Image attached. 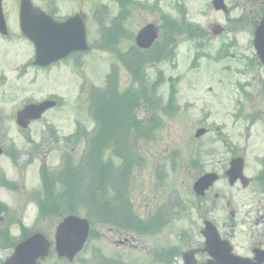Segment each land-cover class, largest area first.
I'll return each instance as SVG.
<instances>
[{"label":"rangeland","instance_id":"1","mask_svg":"<svg viewBox=\"0 0 264 264\" xmlns=\"http://www.w3.org/2000/svg\"><path fill=\"white\" fill-rule=\"evenodd\" d=\"M2 1L6 20L11 29V39H13L5 43V47L10 46L11 52L5 47L0 48V60L6 52L8 78L6 85L0 89V93L5 94V103L0 95V106H4L2 112L10 116L21 101L23 102L28 97L38 99L54 95L62 100V105L45 113L44 118L55 128L57 142L46 138L47 126L43 122H34L27 129L20 130L14 122L5 120L7 121L4 127L5 141L1 138V143L6 150L10 142L14 141L19 153L18 162L21 166L13 168L6 153L0 157V173H4L2 171L11 172V175L20 181L19 189L14 192L0 190V200L6 202L11 210L3 217L2 222L10 223L11 234H15L16 237L19 233L16 221L20 219L30 229H41L53 246L57 220L50 216L40 224L37 223V209L28 194L41 192L39 168L45 163L52 171V180L56 182L52 184L53 201L58 204L64 201L65 196L61 193L63 172L59 170L63 151L70 154L71 166L75 167V161L81 155L86 142L85 138H81L84 133H81V139H77L78 142L77 140L62 142L61 137L71 136L76 129L77 121L89 133L95 129L88 108L87 89L90 86L104 88L106 83L111 84L112 82H107V80L114 65L116 78L112 81L118 84L117 88L124 91L132 87L131 75L116 57V53L108 47H101L103 44L102 30L104 27L112 28L111 21L118 14L119 6L116 0H31L34 6L45 11H54L56 16H68L75 12L83 14L87 28V40L91 47L80 58H70L52 66L45 72L37 71L32 67L25 68L22 75L18 77L19 73H16L20 70L21 62L26 55H29L31 47L20 35L17 25L19 0ZM134 1L138 4H129V9L121 21V26L128 36L133 37L147 23L158 25L162 13L178 18L181 7L176 9L177 4L184 8L189 22L202 27V31L194 35L195 38L190 37L187 32L178 30V33L174 35L177 41L174 60L144 65V82L152 83L157 79V74L161 72L162 83L156 92L149 91L150 102L138 111L141 119L148 120L153 114L152 120H157V127L148 134L147 138L143 137V140L133 142L134 159L131 160L128 155H117L111 147L105 151L103 157L109 167L110 176L117 175L119 169L124 166L130 170V176L127 179V193L134 212L146 218L158 210L163 213L164 226L155 234L129 233L131 245L117 247L115 245L119 238L116 233L117 229L110 225L94 224L92 228L94 235L88 243L90 251L84 250L80 256L88 258L91 250L99 249L104 258L119 257L122 261L131 264H157L151 260L153 252L167 248L169 245H178L184 249L187 242L192 240L190 238L192 230L201 224L197 216L190 211L189 203L193 198L191 188L197 174L209 170V166L207 164L204 169H194L191 167V158L199 149H206L209 139L215 136L217 131L220 132L229 126L233 99L238 97L234 82L249 80L252 82L251 86H255L257 68L253 62H249L247 75L241 73L246 66V60L241 56L252 58L249 43L253 37L254 27L245 25L240 29L230 28L229 35L212 37L208 25L213 21L225 24L224 21H227V18L222 17V13H216L213 10L211 0ZM253 1L238 0L236 10L230 16L238 15L243 7L246 10L254 8L255 2ZM225 2L231 4L234 0H225ZM99 9H103L101 15L97 13ZM233 35L236 37L235 43L237 44L234 47L229 46ZM195 39L201 42L203 52L196 66L192 68L191 62L197 48L194 47ZM223 42L228 51L225 55L216 56ZM133 43L130 38H122L118 49L125 52ZM215 58H220V60H215ZM21 77L22 79H19ZM172 83L175 85L174 102L170 101L167 105ZM170 105L174 106L173 110H170ZM198 127L208 128L210 132L196 140L194 132ZM27 138H31L35 144L31 151H28L30 144L26 141ZM215 146L220 152L210 163L218 166L220 164L216 165V163H223L225 154L220 144ZM172 153L176 155L175 162L172 160ZM125 157L128 160H125ZM114 178L113 176L112 179ZM109 188L112 189L113 185ZM80 189V187L76 189V200L81 199L77 195ZM78 213L84 217L85 209H79ZM184 230L187 234H183ZM122 236L124 234L120 237ZM195 239L197 243L202 240L201 236H196ZM8 254H11L10 250H0V259H4ZM174 262L173 264H180V259ZM98 263H101L99 258L95 264ZM40 264L77 263L76 260L68 263L51 252Z\"/></svg>","mask_w":264,"mask_h":264},{"label":"flooded vegetation","instance_id":"2","mask_svg":"<svg viewBox=\"0 0 264 264\" xmlns=\"http://www.w3.org/2000/svg\"><path fill=\"white\" fill-rule=\"evenodd\" d=\"M254 2L257 3L254 10L241 8L237 16H229L228 24L236 26L233 20L242 18L258 25L264 13V0ZM232 11L230 9L229 13ZM6 41V36L0 34V48L5 47ZM5 55L6 52L1 59L3 62L0 60V76L5 73ZM255 78L256 86L252 88V96L247 92L242 93L240 109L225 128L221 140L225 161L222 164L217 162L216 165L220 164L218 166L210 162L208 164L209 171L217 172L218 181L223 182L213 184L203 196L196 197L191 202L190 211L201 224L192 230V240L187 242L182 251L178 247L174 248L176 255L171 264L178 257L182 259L181 264H185L183 253L186 251H190L196 264H264V66L260 61L257 62ZM3 150L0 142V156ZM208 154L210 158L213 157L211 151ZM235 158L239 159L241 172L234 182H230L225 172ZM131 205L123 206L122 210L132 211ZM206 220H210L218 231L221 241L217 246L225 256L221 263L204 251L202 229ZM116 233L119 236L115 242L117 247L131 245L127 240V233L119 230ZM122 234L124 236L120 237ZM199 235L202 240L197 243L195 237ZM4 246L5 241L1 236L0 250H4Z\"/></svg>","mask_w":264,"mask_h":264},{"label":"trees","instance_id":"3","mask_svg":"<svg viewBox=\"0 0 264 264\" xmlns=\"http://www.w3.org/2000/svg\"><path fill=\"white\" fill-rule=\"evenodd\" d=\"M119 1L124 2V0ZM125 13H122V18ZM121 21L118 20L116 26L105 31V47L116 53L131 74L133 83L137 86L120 91L117 88L118 84L113 82L116 78L113 73L111 87L106 92L96 93L91 97L94 99L91 103L92 113L98 125L94 134L89 137L86 136L87 150L85 151L84 163L79 168L72 169L69 164L64 168L61 193L65 199L61 204L53 201V182L44 169L42 170L45 195L43 199L37 202L42 217H58L68 213H76L79 209L84 208L85 214L92 223L100 221L129 229L128 225L122 222V216L109 213V211L103 212L109 208L111 200L110 189L106 187L107 181L120 182L121 179L119 172L117 176L111 175L112 178L115 177V180L111 178L106 163L103 161V155L111 147L114 152L120 155H128L131 160L134 159L133 142L142 140V137H145L154 128L155 123L148 127L144 118L141 119L138 116L141 107L148 104L151 99L148 93L149 87L143 80V68L148 61L173 57L175 40L170 35L175 29V24L168 21L167 41L162 39V36L151 50L141 51L131 47L128 52L122 53L118 50L117 43L120 39L130 38V36L125 34L126 31L124 32ZM188 32L196 35V29ZM79 187L81 189L77 195L81 199L76 200L75 192ZM22 231L26 237L28 233L24 228Z\"/></svg>","mask_w":264,"mask_h":264},{"label":"water","instance_id":"4","mask_svg":"<svg viewBox=\"0 0 264 264\" xmlns=\"http://www.w3.org/2000/svg\"><path fill=\"white\" fill-rule=\"evenodd\" d=\"M215 9L225 11L223 0H213ZM20 23L23 33L30 38L36 47L35 64L46 65L65 57L72 51H84L88 49L85 39V27L83 20L75 15L62 23H56L40 10H34L29 0H20ZM4 19L0 5V25L4 26ZM264 28V22L256 29V38ZM217 32V31H215ZM158 36V29L153 24L143 27L136 36V44L140 48H149ZM46 105L41 110L45 109ZM26 116V117H25ZM19 115L18 124L26 127L25 119L29 116ZM204 130H198L195 136L203 134ZM211 175H205L194 185L198 193L214 180ZM207 227V231H208ZM88 233V223L77 216L66 217L58 226L55 233V249L60 257L72 260L76 252L81 248ZM207 245L210 239L208 232ZM48 242L41 234H35L20 243L14 255L4 264H36V260L45 257L48 251Z\"/></svg>","mask_w":264,"mask_h":264}]
</instances>
